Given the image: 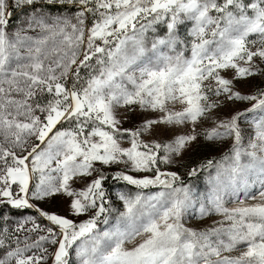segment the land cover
<instances>
[{
  "label": "snow or ice",
  "instance_id": "1",
  "mask_svg": "<svg viewBox=\"0 0 264 264\" xmlns=\"http://www.w3.org/2000/svg\"><path fill=\"white\" fill-rule=\"evenodd\" d=\"M0 264H264V0H0Z\"/></svg>",
  "mask_w": 264,
  "mask_h": 264
},
{
  "label": "rangeland",
  "instance_id": "2",
  "mask_svg": "<svg viewBox=\"0 0 264 264\" xmlns=\"http://www.w3.org/2000/svg\"><path fill=\"white\" fill-rule=\"evenodd\" d=\"M199 223H200V222H199L198 220H195V219H194L193 221L190 222V225H191V226H199Z\"/></svg>",
  "mask_w": 264,
  "mask_h": 264
}]
</instances>
